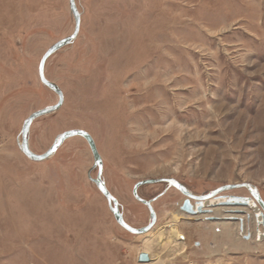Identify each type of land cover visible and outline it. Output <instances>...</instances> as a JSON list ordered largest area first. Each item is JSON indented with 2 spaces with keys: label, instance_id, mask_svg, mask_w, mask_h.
<instances>
[{
  "label": "rangeland",
  "instance_id": "1",
  "mask_svg": "<svg viewBox=\"0 0 264 264\" xmlns=\"http://www.w3.org/2000/svg\"><path fill=\"white\" fill-rule=\"evenodd\" d=\"M68 4L0 0V264H138L172 222L183 246L168 241L148 264H264V217L255 223L247 208L224 206L216 221L211 213L188 216L172 189L152 203L154 228L133 236L88 179L93 158L83 139L65 141L40 163L20 153L23 121L57 102L37 69L46 50L73 32ZM75 5L78 36L44 70L64 101L31 124L30 151L45 153L65 131L87 132L105 186L133 228L149 221L132 195L149 179H174L195 196L247 183L264 202V0ZM164 188L141 186L137 195L148 201ZM222 195L250 197L245 189ZM175 247L181 254L166 256Z\"/></svg>",
  "mask_w": 264,
  "mask_h": 264
},
{
  "label": "water",
  "instance_id": "2",
  "mask_svg": "<svg viewBox=\"0 0 264 264\" xmlns=\"http://www.w3.org/2000/svg\"><path fill=\"white\" fill-rule=\"evenodd\" d=\"M68 3H69L68 4L69 11H70V14L72 15L73 22H74L73 32L71 35L57 41L56 43H54L51 47H49L46 50V52L43 54V56L41 57L39 61L38 69H37L39 82L41 83L43 87H45L46 89H48L49 91H51L53 94L56 95L57 102L54 105L47 106L41 110H38L30 114L23 121L21 130H20V135H19L20 140L19 139L17 140V147L20 153L24 155V157H26L29 161L34 162V163H40V162H44L50 159L56 153V151L63 145L65 141L72 139V138L83 139L87 143L89 150L91 152L92 158H93V166L88 173V179L95 186V188L100 193V195L105 199L108 210L112 214L116 224L120 228H122L124 231H126L127 233L133 236H142V235L149 233L154 228L155 223H156V214L152 208V202H154L157 198H154L150 201H145L137 195V190L141 186H145V185L165 183L168 189L170 188L176 189L184 197H186V200L184 201L183 205L180 207V212L188 216H196V215L206 214V213L212 214V210L220 206H233V207L245 208L248 206L249 202L252 200L256 204V206L261 210L260 215L264 217V202L262 201L260 197L259 191L256 187L250 184H247V183H241V184H236V185H225L218 189L210 191L209 193L205 195L195 196V195H192L184 185H182L181 183H179L178 181L174 179H149V180H144V181H140L136 183L132 190L133 197L139 203H141L144 207H146L148 214H149V221L147 225L144 227L133 228L124 221L123 215L119 210L116 199L109 193V191L107 190L105 186V183L102 179V160L97 152V149H96V146H95V143L92 137L87 132L83 130H78V129L68 130V131H65L57 135L55 139L53 140L52 145L49 147V149L45 153L41 155H37L30 151L29 145H28V133H29L31 124L36 119H39L41 117H45V116H48L50 114L57 112L61 108L63 101H64V97H63V93L61 89L57 85H55L54 83L46 79L44 70H45V64L47 60L51 56H53L55 53L60 51L61 49L71 45L78 36L79 28H80V13L78 12L77 7L75 5V0H68ZM94 169L97 170L96 177L91 178L90 173ZM236 189L247 190L250 197H247V198L232 197V196L227 197V196L222 195V193L229 192V191L236 190ZM163 194L164 193H162L161 195ZM190 199L196 202V206L193 209L190 208V205H189ZM210 200H221V201H217L216 205H212V208L204 209L203 207L204 203ZM234 212H240V211H234ZM219 219L220 218L218 217L209 218L210 221H216ZM239 229L240 231L242 230V222H240ZM245 238L246 240L249 239L248 236H246ZM136 261L138 264H148L150 262V258L148 257L147 253L140 252L136 257Z\"/></svg>",
  "mask_w": 264,
  "mask_h": 264
},
{
  "label": "bare ground",
  "instance_id": "3",
  "mask_svg": "<svg viewBox=\"0 0 264 264\" xmlns=\"http://www.w3.org/2000/svg\"><path fill=\"white\" fill-rule=\"evenodd\" d=\"M217 201H221V200H210V201L205 202L204 205H203L204 209L212 208V205H216V202ZM245 208H247V210L251 213L252 218L254 219V222L255 223H257V224H262L263 223V216L260 215V211H258L256 204L252 200L249 202L248 206L245 207ZM232 209H234V208H232ZM226 210L227 209L224 206L216 207V208H214L212 210V214H213L214 217H220V215H222L221 212H224ZM229 211H231V212H234V211L243 212V211L238 210V209L229 210ZM198 216H199V218H202L203 215H198ZM230 218H234V217H230ZM175 219L176 218H174V220ZM173 225H175V224L172 222V224H170V226H172V228H171L172 229V232H158V233H155L154 236L152 237V241H153V244H154V245L151 244V250L152 251H150L149 249H146L144 251V253H147L148 255H149V253H151V255H153L154 257L159 256L160 254L163 253V249L167 247V245H165V244L168 241L173 246H177V245L178 246H183V245H180V244H176L174 242V240L175 239L178 240V238L180 236L177 235L176 228ZM217 225H220V223L217 224ZM167 234H169V236H166ZM258 239H260V238H258ZM182 251L181 250H178L175 247L172 250H168L167 249L164 253L166 254V256H174L175 257V256H178L179 254H181Z\"/></svg>",
  "mask_w": 264,
  "mask_h": 264
},
{
  "label": "flooded vegetation",
  "instance_id": "4",
  "mask_svg": "<svg viewBox=\"0 0 264 264\" xmlns=\"http://www.w3.org/2000/svg\"><path fill=\"white\" fill-rule=\"evenodd\" d=\"M164 185H165V188L162 190V192L160 193V194H158L157 196H155V197H153V198H150V199H148V201H150V200H152V199H154V198H157V199H159L160 197H162L163 195H165V194H167L168 193V191H170V190H174L175 192H176V194L177 195H179V196H182V201H181V205H180V207L183 205V203H184V201L186 200V197H184L180 192H178L176 189H174V188H170V189H168L167 188V185L164 183ZM188 191H189V189H188ZM190 192V191H189ZM162 193H164L163 195H161ZM193 195V194H192ZM196 196H200V195H196ZM156 199V200H157ZM155 200V201H156ZM154 201V202H155ZM154 202H152V203H154ZM189 205H190V208H195V206H196V202L194 201V200H192V199H190L189 200ZM180 207H179V209H180ZM146 208V207H145ZM200 215H202V214H200Z\"/></svg>",
  "mask_w": 264,
  "mask_h": 264
},
{
  "label": "crops",
  "instance_id": "5",
  "mask_svg": "<svg viewBox=\"0 0 264 264\" xmlns=\"http://www.w3.org/2000/svg\"><path fill=\"white\" fill-rule=\"evenodd\" d=\"M226 263V261L225 260H223V264H225ZM234 264L235 263V260L234 261H229L227 264Z\"/></svg>",
  "mask_w": 264,
  "mask_h": 264
}]
</instances>
